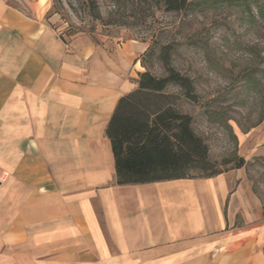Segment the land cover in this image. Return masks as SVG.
I'll use <instances>...</instances> for the list:
<instances>
[{
	"label": "crops",
	"instance_id": "obj_1",
	"mask_svg": "<svg viewBox=\"0 0 264 264\" xmlns=\"http://www.w3.org/2000/svg\"><path fill=\"white\" fill-rule=\"evenodd\" d=\"M50 7L0 0V264H263L228 173L116 183L106 127L149 42L68 37Z\"/></svg>",
	"mask_w": 264,
	"mask_h": 264
},
{
	"label": "rangeland",
	"instance_id": "obj_2",
	"mask_svg": "<svg viewBox=\"0 0 264 264\" xmlns=\"http://www.w3.org/2000/svg\"><path fill=\"white\" fill-rule=\"evenodd\" d=\"M50 3L66 35L148 41L153 51L144 55V68L154 75L164 73L158 48L172 44L171 65L191 77L196 98H184L175 85L166 91L192 115L212 160L245 159L239 168L234 161L221 168L231 180L233 230L245 221L250 231L262 229V246L253 252L264 264V0H189L169 11L156 0Z\"/></svg>",
	"mask_w": 264,
	"mask_h": 264
},
{
	"label": "trees",
	"instance_id": "obj_3",
	"mask_svg": "<svg viewBox=\"0 0 264 264\" xmlns=\"http://www.w3.org/2000/svg\"><path fill=\"white\" fill-rule=\"evenodd\" d=\"M156 1L168 11L180 10L189 2ZM172 49L170 43L158 48L164 73L154 75L147 68L139 72L136 87L119 97L107 124L117 184L209 177L222 173L221 166L231 161L232 168L245 163L239 155L212 160L207 143L192 126V115L176 107L178 95L166 91L169 85L177 86L188 100H194L196 94L191 77L171 65ZM152 51L144 52L143 66L144 55Z\"/></svg>",
	"mask_w": 264,
	"mask_h": 264
}]
</instances>
